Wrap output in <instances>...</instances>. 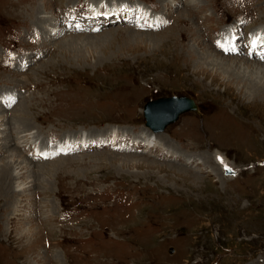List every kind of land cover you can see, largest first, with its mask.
I'll list each match as a JSON object with an SVG mask.
<instances>
[{"label": "rangeland", "instance_id": "rangeland-1", "mask_svg": "<svg viewBox=\"0 0 264 264\" xmlns=\"http://www.w3.org/2000/svg\"><path fill=\"white\" fill-rule=\"evenodd\" d=\"M87 1L96 6V0H0V112L11 116L24 100L12 119L20 130L29 127L30 142H49L48 134L100 137L108 129L142 138L145 106L159 98L185 96L198 110L179 114L161 132L148 128L164 149L147 156L99 143L49 157L40 149L0 150V167L12 153L23 165L41 164L12 179L13 186L29 174L36 181L25 194L30 202L15 187L17 193L0 194V264H264V101L238 82L246 78L243 66L257 60L263 70L264 60L245 55L242 42L237 53L212 47L236 25L240 41L264 27V0H188L199 5L188 13L179 4L175 10L177 0H168L171 9L163 0H97L99 20L85 13ZM75 3L84 8H76L77 16L84 13L80 18L92 25L62 30L40 45L35 8L59 20ZM137 5L147 11L150 29H135ZM203 49L219 60L199 62L200 71ZM2 124L0 137L9 132ZM216 150L224 168L187 162ZM20 208L25 214L15 215ZM42 210H50L47 224H38Z\"/></svg>", "mask_w": 264, "mask_h": 264}, {"label": "bare ground", "instance_id": "bare-ground-1", "mask_svg": "<svg viewBox=\"0 0 264 264\" xmlns=\"http://www.w3.org/2000/svg\"><path fill=\"white\" fill-rule=\"evenodd\" d=\"M68 1H71V0H68ZM175 2V1H174ZM117 3V2H116ZM98 1L96 0V6H94V7H92L91 6V10L90 11H88V10H85V13H87V14H93L92 13V9H98ZM162 4L163 5H166V4H170V9H171V6H173V4L172 3H168V0H163L162 1ZM175 10H176V8H177V4H179V6H185V12L186 13H188L189 11H188V9H193V8H198L199 7V5L198 6H196L195 4H193V2H189L188 0H177L175 3ZM178 6V7H179ZM102 7V6H101ZM99 8V11H100V13L102 12V8ZM201 7V6H200ZM77 7H73L72 9H70L69 8V10H68V12L67 13H65L64 15H63V17L62 16H60L59 17V20L60 19H62V22L60 23V26H57V24H58V22H59V20H58V18L57 17H52V16H54L53 14H51V16H49V17H47V16H44V13H43V11L41 10V7L40 8H38V7H36L35 9H36V12L38 13V16H36L37 14H35L34 13V10H33V13H34V16H33V20H32V23L34 24V25H37V27H38V31L40 32V42H41V44L40 45H44L43 43H44V39H46V37H48V39H53V38H55V37H57L58 35L60 36L61 35V33H62V30H67L68 28H72V29H74V31H78V30H80L81 29V27L83 26V27H85V25H86V23H85V19H80V17L78 18V16H77V14H76V11L75 10H77L76 9ZM173 8V9H174ZM184 8V7H183ZM113 9V8H112ZM133 9V8H132ZM135 9V8H134ZM114 10H117V12H120V8H114ZM123 9H121V11H122ZM202 10V9H201ZM66 11V10H65ZM99 13V14H100ZM142 13H139V12H137V17L139 18V19H135L133 22H135V24H138V26L135 28V29H141V28H144V29H150L149 27H150V24L148 23V22H146L147 20V18H146V15L148 14L147 13V11L145 12V14L146 15H141ZM69 15H72V20H70V19H68L67 20V18H68V16ZM82 15V14H81ZM81 15H79V16H81ZM148 16V15H147ZM91 17V16H90ZM100 19V16H98V18H97V20H99ZM118 19H120V20H123L121 17H119L118 16ZM58 20V21H57ZM95 23V25H93V28L94 29H96L97 27H96V25H97V21L95 20V19H92ZM103 20V19H102ZM146 20V21H145ZM66 21V22H65ZM104 21V20H103ZM110 21V23L112 22H114V21H112V20H109ZM150 21H151V19H150ZM155 21H156V19H155ZM154 21V22H155ZM160 21V19H158L157 18V21H156V23L157 22H159ZM70 22H72V23H70ZM83 22L85 23V24H83ZM152 22V21H151ZM153 22V23H154ZM20 23V22H19ZM80 24V25H79ZM105 24V23H104ZM103 23L101 24V26H103L104 25ZM72 25V26H71ZM90 25H92V24H89L88 26H90ZM108 25H109V23H108ZM140 25V26H139ZM154 25V24H153ZM87 26V25H86ZM87 26V27H88ZM100 26V27H101ZM142 26H144V27H142ZM194 26V25H193ZM237 26V25H236ZM236 26H235V28H234V32L233 31H230L231 33H234L236 36H237V30H236ZM34 27V26H33ZM89 28V27H88ZM93 29V30H94ZM89 30V29H88ZM37 31V32H38ZM82 31H84V30H82ZM230 32H228V31H223L222 32V35L221 36H219V38L220 39H218V37H216V39H215V41H214V44H218L219 43V41H224L223 43H225L227 40H229V36H230ZM190 34H192V33H190ZM229 34V35H228ZM184 37H186L185 36V34H184ZM70 37H68V39H67V41H68V43H69V41H70V39H73L72 37L69 39ZM222 38V39H221ZM47 39V40H48ZM189 39V38H188ZM225 39H227V40H225ZM232 39V36L230 37V40ZM66 40V39H65ZM219 40V41H218ZM228 41L227 43H228V45L227 46H215V45H212V47L213 48H215L216 49V51L217 50H220V51H222V53L224 52V53H234V52H238V46H240L241 45V43H239V45L235 42V41ZM66 41V42H67ZM73 42V41H72ZM71 42V43H72ZM62 43V42H61ZM75 43V42H74ZM243 44H245L246 46V48L249 46V44L247 43V42H242ZM229 44H231V46L229 45ZM165 47H164V46ZM199 45V44H198ZM210 45V46H211ZM55 46V45H54ZM75 46V45H74ZM161 46H163V48H166L167 46L169 47V45H168V41L167 40H164V41H162V45ZM209 46V45H208ZM234 46V47H233ZM195 47V46H194ZM206 48V47H205ZM243 48V47H242ZM167 49V48H166ZM160 51V50H159ZM163 51V50H162ZM162 51H160V52H162ZM165 51H167V50H165ZM164 51V52H165ZM181 51V50H180ZM255 50L253 49H251V50H244V52L243 53H245V55H247V56H251V57H255V58H257L258 60H264V57H259L255 52H254ZM198 54V53H197ZM202 56H201V59L198 61V62H196V66L197 67H199V62H207V63H210V64H218V60H219V58L217 57V56H214V54L212 53V52H210V50L208 51L207 49H203V52H202V54H201ZM177 56V55H176ZM192 56V55H191ZM199 57V56H198ZM200 58V57H199ZM192 59V58H191ZM229 59V58H228ZM234 59H236V58H233L232 60H234ZM197 60V59H196ZM223 60H225V59H223ZM240 61H242L241 59H238V62L240 63ZM186 62V61H185ZM221 62V61H220ZM223 62V61H222ZM221 62V63H222ZM231 62H233V61H231ZM246 62V61H245ZM244 62V63H245ZM260 62V61H259ZM243 63V62H242ZM192 64V63H191ZM231 64H233V63H231ZM231 64H230V62H229V64H227V67L228 68H230V69H232V67H231ZM234 64H235V62H234ZM237 65H238V63H237ZM241 65V64H240ZM244 65H246V64H244ZM248 66H252L253 68H255V70H253V72H246V69L248 70L249 69V67ZM205 67V66H204ZM216 67V66H215ZM225 67V66H224ZM241 66H237V67H234L233 68V71H235L236 72V74H241V73H239L237 70H239V68H240ZM261 67H262V65L261 64H259L258 62H257V60L256 61H254V62H251V64L250 65H247V67H245L244 68V66L242 67V70H243V72H242V74L240 75V76H246V78H244V79H238V82H241L243 85H244V87L245 88H247V90H249V92H250V94L254 97V98H260L261 100H263L264 101V68H263V70H260L261 69ZM194 68H195V66H194ZM227 68V69H228ZM244 68V69H243ZM199 69H200V67H199ZM183 71V70H182ZM200 71H204L202 68L200 69ZM230 71V70H229ZM241 72V71H240ZM246 74H245V73ZM229 73V72H228ZM244 73V74H243ZM234 74V73H233ZM232 75V74H231ZM239 76V77H240ZM236 80V79H235ZM13 91V90H12ZM11 91V92H12ZM13 93V92H12ZM4 95V94H3ZM13 95V94H12ZM251 96V97H252ZM9 97H10V95H9ZM7 98V97H6ZM10 98H8V99H6L7 101L9 100ZM5 103H7V102H5ZM23 103H25V101L24 100H21V101H19L18 103H17V105L12 109V115H15V114H18V113H20V107H22L21 106V104H23ZM3 110V109H2ZM21 114H23V113H21ZM8 116L7 115V112H0V123L2 124V125H5L6 127H4L3 126V128H2V130L4 129V130H9V132H7L6 133V136H4V135H2L1 134V140L3 141L2 142V146H1V148H0V150L3 152V153H6V151L4 150L5 148H9V146H15L16 148H20V149H22V148H24V147H26L27 149L26 150H28V149H30V150H32V143H30V137L28 136L29 134H25V132H30V129H29V127L27 128V126H24V127H26V128H22L21 130L16 126V124L14 123V120L12 119L13 118V116ZM16 117V116H15ZM21 117V116H20ZM17 118V117H16ZM21 124V123H20ZM26 125V124H25ZM9 126H11L12 128H11V131H10V127ZM156 129L158 128V126L157 125H153ZM3 130V131H4ZM152 131V130H151ZM24 132V133H23ZM117 131L116 130H114V129H108V130H106V131H104V133L99 137V136H95V135H81V136H79V137H77L78 135H76V134H74V135H70L69 133H67L68 135H67V140H66V142H60V144L58 143V144H50V141L49 142H47V141H41V143H39L40 144V147H38V150L37 151H39V149L40 150H42V151H44V153H46V157H49V156H52V155H56V154H60V153H69V152H73V151H78V150H86V149H90V148H94V147H97V146H94V144L95 143H99V144H97V145H99L100 147H110V148H114V149H118V150H132V151H140V152H142V153H145V156H147L148 154L147 153H151L152 154V151H160V150H163L164 149V147H162V146H164L162 143H160V142H158V140H153L154 138H153V135H149V136H142V147L141 148H139L138 149V147H139V145L137 146V144H140V142L138 141L139 140V138L138 137H136V136H134L135 138L134 139H127L128 137L127 136H125V135H123V134H117L116 133ZM66 133V132H65ZM156 133V132H155ZM21 134H25V135H23V136H20ZM108 135H109V137H108ZM154 135H156V134H154ZM158 135V134H157ZM2 136H4V137H2ZM158 136H160V135H158ZM157 136V137H158ZM26 137H28V138H26ZM4 138H5V140H4ZM39 138H40V136H38V137H36V139L35 140H39ZM22 139H25V140H22ZM0 140V141H1ZM22 140V141H21ZM37 140V141H38ZM36 142V141H35ZM121 143H123V147H121L120 145H121ZM96 145V144H95ZM151 147V148H150ZM11 150V149H10ZM13 150V149H12ZM24 150H25V148H24ZM172 151H174L173 149H172ZM26 152V151H25ZM126 152V151H125ZM162 153H163V151H162ZM168 154H166L167 155V157H171V156H173L172 154H170L169 152H167ZM13 154V153H12ZM10 154V155H8V162H4L3 161V164H2V166L0 167V194H2L3 195V193H12L13 191H15L16 193H17V191L16 190H14L13 189V187H15L17 190H18V192H19V196H21L22 197V199L23 200H25V201H29L30 202V198L28 197L29 196V194H27V192L30 190L31 191V189L34 187L33 185L34 184H36L35 182V180H31V177H30V174L27 176L28 178H25L24 180H22V181H20V182H15L14 183V186H13V182H12V179H16V178H18V176L21 174H24L29 168H38L39 166H41V164H38V165H34L33 167H31V165L30 164H28L27 166L26 165H23V163H24V158L23 159H21V160H19V156L18 157H16V154ZM25 154V153H24ZM33 155V154H32ZM31 155V156H32ZM41 155V154H40ZM163 155V154H162ZM26 156V155H25ZM108 156V155H107ZM183 156V155H182ZM35 157V156H34ZM102 157V156H101ZM153 157V156H152ZM166 157V158H167ZM174 157V156H173ZM26 158V157H25ZM31 158V157H30ZM109 158H113L114 160H118V159H122L124 162H127V161H134V159L133 158H131V157H128V156H124V157H120V156H118V155H114L113 157L110 155V157ZM165 158V159H166ZM172 158V157H171ZM193 159L192 160H189V161H187V162H190L191 161V163L192 164H196V165H202V166H204V168L206 169V171H207V168H208V164H211V166L213 165V167L214 166H221V167H223L224 168V166H225V158L222 156V154H220V152L219 151H214L212 154H211V156L210 157H208V158H198V156L196 157V156H193L192 157ZM32 159V158H31ZM26 161V160H25ZM38 161V160H37ZM169 161H174V160H172V159H169ZM212 162V163H211ZM127 164H128V162H127ZM190 167V166H189ZM40 168V167H39ZM212 168V167H211ZM22 170H26L25 172L24 171H22ZM24 172V173H23ZM216 172V171H215ZM223 172V171H222ZM222 175V174H221ZM224 175V174H223ZM40 180V179H39ZM5 194V195H6ZM13 194V193H12ZM28 195V196H26V195ZM18 196V197H19ZM86 196H88V195H86ZM5 197H7V196H5ZM0 198H1V196H0ZM9 199L11 200V202L12 201H14L13 200V197L12 196H10L9 197ZM8 200V199H7ZM33 200V199H32ZM34 201V200H33ZM26 202V204H23V206H26L28 203ZM15 203H17V202H15ZM31 203H34V202H31ZM30 203V204H31ZM9 204V203H8ZM10 205V204H9ZM10 207L12 208V207H14V206H12V205H10ZM27 208V207H26ZM29 208V209H28ZM27 209H26V212H29L30 211V206L28 207ZM22 209H24V208H20L19 210H14L15 211V213H16V211H17V214H15V215H23V214H25V213H21V210ZM32 209V208H31ZM19 211V212H18ZM43 211V210H42ZM49 212H50V210H49ZM48 212V210L47 211H43V214H44V216L42 217V219L41 220H39V223L38 224H47L49 221H51V219H49V213ZM39 218V217H38ZM50 227V226H49ZM59 228V227H58ZM28 229H29V227H28ZM62 229V228H61ZM30 233V232H29ZM28 233V234H29ZM30 234H32V233H30ZM24 234H21L20 235V237L21 236H23ZM26 235V234H25ZM27 236V238H28V235H26ZM19 239V238H18ZM29 239V238H28ZM27 242V241H26ZM30 243H28V245H29ZM27 245V244H26ZM32 246V245H31ZM30 246V247H31ZM21 247H23V246H21ZM32 249H33V247H32ZM55 249V248H54ZM26 250V249H25Z\"/></svg>", "mask_w": 264, "mask_h": 264}, {"label": "water", "instance_id": "water-1", "mask_svg": "<svg viewBox=\"0 0 264 264\" xmlns=\"http://www.w3.org/2000/svg\"><path fill=\"white\" fill-rule=\"evenodd\" d=\"M189 110H198L191 98L185 96L159 98L149 101L145 106V120L147 124L157 125L158 129L163 130L167 124L174 122L179 114Z\"/></svg>", "mask_w": 264, "mask_h": 264}, {"label": "snow or ice", "instance_id": "snow-or-ice-1", "mask_svg": "<svg viewBox=\"0 0 264 264\" xmlns=\"http://www.w3.org/2000/svg\"><path fill=\"white\" fill-rule=\"evenodd\" d=\"M229 171H231L230 169H229ZM234 174V173H233Z\"/></svg>", "mask_w": 264, "mask_h": 264}]
</instances>
